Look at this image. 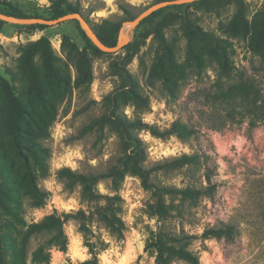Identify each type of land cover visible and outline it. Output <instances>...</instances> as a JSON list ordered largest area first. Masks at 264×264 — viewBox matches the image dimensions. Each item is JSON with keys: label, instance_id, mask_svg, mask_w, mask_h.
<instances>
[{"label": "rangeland", "instance_id": "1", "mask_svg": "<svg viewBox=\"0 0 264 264\" xmlns=\"http://www.w3.org/2000/svg\"><path fill=\"white\" fill-rule=\"evenodd\" d=\"M2 1H9L32 17L50 16L49 0ZM68 1L79 7L90 26L102 19L121 20L124 17L121 5L137 16L156 3L155 0ZM263 1L244 0V18L235 15L234 5L206 10L190 4L184 5L180 12L168 8L170 20L163 35L172 52L173 74L169 80L158 77L155 65L159 56H166V51L152 25L138 24L127 31L131 40L147 34L127 65L141 99L119 106L127 119H140L147 125L132 130L145 147L143 166L150 168L182 154L196 157L195 163L163 167L149 175L156 185L202 191L195 201L166 196V202L176 206L166 220L148 214L154 199L137 175L126 173L117 188L108 179L99 181L96 189L101 194L119 198L97 201L84 200L79 185L70 186L58 176L62 167L83 174L105 172L121 156L114 128L104 125L102 129L96 126L83 130V127L103 113L105 96L119 84V78L111 74L110 64L119 62L125 49L114 53L85 50L77 20L44 28L0 24V223L8 224L0 228L3 235L0 245L9 264H82L91 258L86 241L94 245L99 264H155L153 249L145 248L151 232L162 228L170 234L198 235L205 228L225 226L231 227L230 236L194 239L187 246L198 255L199 264H264V57L255 51L261 25L258 11ZM190 23L205 34L198 39L203 47L198 56L190 52ZM41 37L48 40L56 63L63 69L66 85L47 105L46 112L54 113L53 120L36 136L27 137L39 158L25 151L26 162L35 175L37 187L46 193L44 203L34 206L32 198L23 192L25 168L10 148L3 119L11 107L8 91L21 98L28 111L42 112L44 104L35 98L34 92L29 95L24 90L25 78L17 67L21 46ZM214 38L222 48H215ZM81 52L90 61L91 81L76 86L75 60ZM219 52L226 53L228 65L224 75L228 83H252L256 91L252 96L218 98ZM54 89L59 91L56 84ZM177 122L192 129V133L185 137L176 133L157 137L149 130V127L160 131L172 129ZM106 203L124 223L123 238L92 215L87 221V232L79 230L77 220L63 223L65 252L49 246L48 261H32V252L44 246L49 237L47 233H39L30 237L21 255V236L27 224L45 216L62 218L63 213L78 209L89 213ZM170 264L189 263L174 259Z\"/></svg>", "mask_w": 264, "mask_h": 264}, {"label": "trees", "instance_id": "2", "mask_svg": "<svg viewBox=\"0 0 264 264\" xmlns=\"http://www.w3.org/2000/svg\"><path fill=\"white\" fill-rule=\"evenodd\" d=\"M1 1L0 13L13 15L15 17H32L22 11L20 8L12 5L9 1ZM163 0H155L159 2ZM50 2V16L48 18L53 19L72 12H80L77 5H71L68 0H49ZM195 5L198 8L206 10L215 7H225L227 5H234L236 7L235 15L239 18H244L245 15V2L244 0H195L189 4H173L161 7L146 17H144L139 25L151 24L153 33L158 37L159 41L163 44L166 51V56L162 58L158 57L157 73L160 79L169 80L172 76L171 69V49L166 43L163 35V29L168 25L170 16L167 13L168 8H175L179 12L184 5ZM121 10L124 13V17L121 20H109L102 19L101 22L91 25L93 31L105 45L113 46L117 42L118 32L121 24L125 20H130L136 17L127 8L121 5ZM81 13V12H80ZM40 17V16H39ZM45 18V17H44ZM258 18L261 20L260 29L256 34L255 51L261 53L264 57V1L261 9L258 11ZM6 23L0 20V24ZM27 26L44 28L45 24H30ZM189 31V44L190 52L192 56H198V53L202 52V45H199L198 39L203 38L205 34L200 32V29L195 23H190ZM79 28V27H78ZM79 32L84 40V48H91L95 52L100 50L91 42L86 36L84 31L79 28ZM147 34L136 36L133 40L129 41L122 49H125V55L120 58L119 62L112 61L110 64L111 74L119 78V84L105 96V107L103 113L95 118L91 123L83 127V130H90L94 127L100 129L104 125H109L116 131V134L120 141L121 156L116 160L117 163L112 165L105 172L101 173H78L71 170L69 167H62L58 171V176L65 179L71 186L77 184L80 187V194L84 200L97 201L99 199H112L119 198L108 197L101 194L96 185L99 181L108 179L114 188L123 180L126 173L137 175L140 178L141 185L145 189L151 191L153 196V202L149 205L148 214L150 216H156L158 220H166L172 216V211L176 209V206L172 202H166V196L176 197L180 199L195 201L202 193L200 189L192 187H170L156 185L149 180V175L163 167H181L186 164L195 163L196 157L194 155L182 154L170 161H166L162 164H156L150 168L143 166L146 160L145 147L142 140L132 130L147 126L140 119L129 120L119 110L120 104H125L129 100L138 101L141 99L139 93L133 87L132 76L127 69V65L132 59V55L137 51L141 38H145ZM215 48H222L219 40L215 39ZM218 60L219 73H217L216 83L220 90L218 98L229 99L232 97H250L254 94L255 88L252 83L238 82L236 84L228 83L224 70L227 64L226 53L219 52ZM57 58L52 52V48L46 39L41 37L34 42H30L21 46L20 55L18 57L17 67L19 72L25 78V87L27 94L31 95L34 92L35 98L42 104V112L37 110L32 112L28 111L26 103L14 95L13 92L8 91L10 99V111L4 116L3 126L7 130L10 137V148L13 152L23 161L25 168V174L23 176L22 188L23 192L30 198H32V204L34 206H41L44 203L46 193L40 190L35 183V175L26 162L27 154H33V158L38 160V154L35 153L34 145L31 139H27L29 136H36L38 131H41L50 121L54 118V113H47V105L50 104L54 94L57 95L61 90L65 89L66 78L63 75V69L56 63ZM76 79L75 85L80 86L83 83H90L91 81V66L90 61L85 56L84 52L78 55L75 60ZM154 69V68H153ZM54 84L59 89L58 92L54 89ZM227 84V86H224ZM150 132L157 137H164L171 133H176L181 137L188 136L192 133V129L188 128L182 123H175L172 129H165L160 131L157 128L149 127ZM34 132V133H32ZM38 164H41L37 161ZM95 215L96 218L102 222L112 233H115L117 237L123 238V231L125 229L124 223L117 213L109 207L108 203L97 206L89 213H86L83 209H78L76 212L63 213L62 218L58 216H45L38 222H31L27 224L26 228L22 231L20 248L21 255L24 253V246L35 234L47 233L49 235L46 244L39 246L31 254V259L34 262H46L49 260V255L46 252L49 246H55L59 250L65 252L67 238L63 231V223L69 219H74L79 222L78 228L81 232H87L89 230L87 221L89 218ZM7 223H0V228L7 226ZM232 229L229 226L219 228H205L200 234H189L181 232L179 234H170L166 230L159 228L156 232H151L147 238L145 245L146 249H153L154 251V263L155 264H170L174 259L183 260L189 264H199V257L191 250L187 249V246L194 239H206V238H221L224 236H230ZM2 234H0V243ZM88 248L91 258L82 262V264H99L97 259V252L94 245L88 241L85 242ZM5 251L0 245V264H9L5 258Z\"/></svg>", "mask_w": 264, "mask_h": 264}, {"label": "water", "instance_id": "3", "mask_svg": "<svg viewBox=\"0 0 264 264\" xmlns=\"http://www.w3.org/2000/svg\"><path fill=\"white\" fill-rule=\"evenodd\" d=\"M195 0H163L156 3H153L149 7H147L144 11L139 13L136 17L130 20H125L122 22L121 27L118 32L117 42L113 46L105 45L100 39L97 37L95 32L93 31L90 24L85 20L83 15L80 12H72L62 15L57 18H44V17H15L13 15H8L5 13H0V20L5 21L7 23H14V24H45V25H54L66 20H77L80 28L84 31L86 36L91 40V42L101 51L114 53L118 50L122 49L130 40L131 38L128 36L127 31L135 28L140 21L152 13L153 11L165 7L167 5L173 4H181V3H188Z\"/></svg>", "mask_w": 264, "mask_h": 264}]
</instances>
